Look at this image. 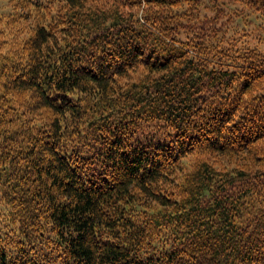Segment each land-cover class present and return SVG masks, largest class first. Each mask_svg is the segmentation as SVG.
Wrapping results in <instances>:
<instances>
[{
    "label": "trees",
    "instance_id": "trees-1",
    "mask_svg": "<svg viewBox=\"0 0 264 264\" xmlns=\"http://www.w3.org/2000/svg\"><path fill=\"white\" fill-rule=\"evenodd\" d=\"M264 0H0V264H264Z\"/></svg>",
    "mask_w": 264,
    "mask_h": 264
},
{
    "label": "rangeland",
    "instance_id": "rangeland-1",
    "mask_svg": "<svg viewBox=\"0 0 264 264\" xmlns=\"http://www.w3.org/2000/svg\"><path fill=\"white\" fill-rule=\"evenodd\" d=\"M249 24L246 27L244 24H239V28H246L251 32L248 37V44L251 47H256L258 50L264 52V18L257 15H250L247 17Z\"/></svg>",
    "mask_w": 264,
    "mask_h": 264
}]
</instances>
